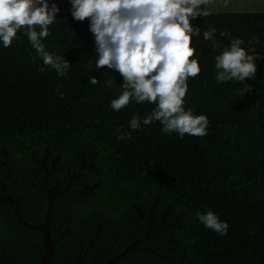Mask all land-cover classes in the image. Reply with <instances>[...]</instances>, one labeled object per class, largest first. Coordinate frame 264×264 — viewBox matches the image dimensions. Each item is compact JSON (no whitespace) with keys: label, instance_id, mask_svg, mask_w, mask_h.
Wrapping results in <instances>:
<instances>
[{"label":"trees","instance_id":"trees-1","mask_svg":"<svg viewBox=\"0 0 264 264\" xmlns=\"http://www.w3.org/2000/svg\"><path fill=\"white\" fill-rule=\"evenodd\" d=\"M45 148L91 163L79 229L154 202L184 214L158 264H264V11H0V150ZM7 233L0 264H39Z\"/></svg>","mask_w":264,"mask_h":264},{"label":"flooded vegetation","instance_id":"flooded-vegetation-1","mask_svg":"<svg viewBox=\"0 0 264 264\" xmlns=\"http://www.w3.org/2000/svg\"><path fill=\"white\" fill-rule=\"evenodd\" d=\"M13 164L7 161L6 153L4 157L0 155V230L4 234L0 235V261L4 260L1 259L4 254L8 255L7 250L4 252L1 249L4 250L6 242L7 245L11 244L8 243L10 239L7 231L17 241L29 239L25 245L34 251L29 260L33 263L37 258L41 264L47 250L52 262L76 260L82 264L81 261L92 251L96 260L97 256L103 259L100 264H114L129 250H135L139 256L138 250H142L147 254V262L151 261L152 256L155 264L162 260L169 261L168 256L172 255L170 251L174 245L173 238L167 233L173 226L180 225V219H177L176 214L169 217L168 205L160 208L159 212L155 211L154 202L145 209L135 205L132 212L116 225L109 223V226L98 221L85 232L72 225L71 220L75 222L77 217L73 219L64 197L68 194L69 197L75 195L78 198L80 195L85 196V191L90 194L96 188V182L84 180L82 175L81 169H89L90 162L82 157L78 166L72 169L59 161L58 156L52 157L47 153L32 156L24 164ZM74 183L79 185L73 186ZM77 207L84 208L80 204ZM82 218L79 216L77 219L79 225ZM143 224L141 231L140 226ZM152 236L158 237L157 241ZM147 238H150V242L145 244Z\"/></svg>","mask_w":264,"mask_h":264},{"label":"rangeland","instance_id":"rangeland-1","mask_svg":"<svg viewBox=\"0 0 264 264\" xmlns=\"http://www.w3.org/2000/svg\"><path fill=\"white\" fill-rule=\"evenodd\" d=\"M259 10L264 11V0H0V11L221 12ZM180 214L183 213L176 214L177 219L184 215Z\"/></svg>","mask_w":264,"mask_h":264},{"label":"water","instance_id":"water-1","mask_svg":"<svg viewBox=\"0 0 264 264\" xmlns=\"http://www.w3.org/2000/svg\"><path fill=\"white\" fill-rule=\"evenodd\" d=\"M1 154L3 155V157L5 156V153L2 151V149L0 150ZM79 159L82 161V154L80 153L78 155ZM183 215V214H180ZM178 217V216H177ZM30 227V226H29ZM49 254H48V250L44 253V256L42 257V262L41 264H80L79 262L72 261V262H52L51 259L49 258Z\"/></svg>","mask_w":264,"mask_h":264},{"label":"clouds","instance_id":"clouds-1","mask_svg":"<svg viewBox=\"0 0 264 264\" xmlns=\"http://www.w3.org/2000/svg\"><path fill=\"white\" fill-rule=\"evenodd\" d=\"M43 154H47V149L46 148L44 149Z\"/></svg>","mask_w":264,"mask_h":264}]
</instances>
